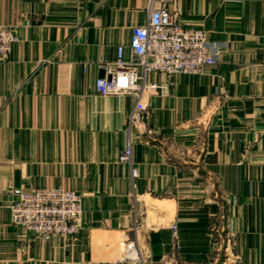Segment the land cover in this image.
<instances>
[{"label":"crops","instance_id":"0c3cea01","mask_svg":"<svg viewBox=\"0 0 264 264\" xmlns=\"http://www.w3.org/2000/svg\"><path fill=\"white\" fill-rule=\"evenodd\" d=\"M151 7L221 57L150 75L146 128L129 129L135 97L96 81ZM4 26L19 42L0 62V264H264V0H0ZM10 188L81 194L78 236L14 226ZM128 244L142 261L123 262Z\"/></svg>","mask_w":264,"mask_h":264},{"label":"built area","instance_id":"2783aa9c","mask_svg":"<svg viewBox=\"0 0 264 264\" xmlns=\"http://www.w3.org/2000/svg\"><path fill=\"white\" fill-rule=\"evenodd\" d=\"M18 42L14 27H0V62L10 56ZM130 49L132 57L127 59L125 48L119 47L116 61L103 65L106 76L96 81L97 92L102 96L135 97L136 105L129 117V129L144 125L146 128L148 115L144 95L148 90L161 88L148 82L150 75L161 73L170 78L201 75L205 67L218 65L221 57V49L208 41L204 30L184 27L178 17L166 8L151 7L148 23L133 28ZM119 163L131 167L136 188L139 170L134 166L131 142L121 153ZM9 193L14 197L10 207L14 226L44 241L54 237L75 238L81 231L80 222L84 213L81 194L62 188L35 191L10 188ZM173 229L176 232L177 227ZM218 232V229H212L213 235ZM128 261H142L135 244L126 246L123 262Z\"/></svg>","mask_w":264,"mask_h":264}]
</instances>
